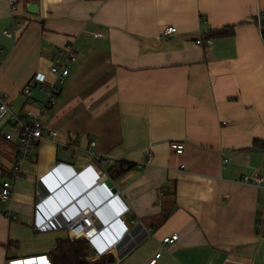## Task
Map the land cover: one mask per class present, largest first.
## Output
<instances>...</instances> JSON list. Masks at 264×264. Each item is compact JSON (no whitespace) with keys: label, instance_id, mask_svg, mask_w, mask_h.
I'll list each match as a JSON object with an SVG mask.
<instances>
[{"label":"crops","instance_id":"crops-1","mask_svg":"<svg viewBox=\"0 0 264 264\" xmlns=\"http://www.w3.org/2000/svg\"><path fill=\"white\" fill-rule=\"evenodd\" d=\"M258 18L262 24L264 0H20L14 12L0 0V92L16 113L39 109V88L31 89L34 107L23 89L36 74L46 86L56 82L58 49L74 42L78 55L44 119L56 136L35 145L12 200H0V264H51L56 241L70 237L37 232V206L41 219L65 221L77 210L67 208L78 201L71 196L104 175L122 200L96 217L111 242L128 208L130 235L109 250L116 264H150L160 252L155 264H264V184L244 182L264 179ZM170 26L178 33L160 39ZM10 29L14 38L4 36ZM199 37L213 45H196ZM17 132L0 120V190L17 160ZM172 142L185 145L182 155ZM149 154L151 164L139 167ZM118 162L134 167L113 180L108 172ZM69 179L71 196L59 187ZM174 234L179 240L163 248ZM92 247L105 249L99 239Z\"/></svg>","mask_w":264,"mask_h":264},{"label":"built area","instance_id":"built-area-1","mask_svg":"<svg viewBox=\"0 0 264 264\" xmlns=\"http://www.w3.org/2000/svg\"><path fill=\"white\" fill-rule=\"evenodd\" d=\"M20 0H7L8 5L14 12L16 6ZM260 27L261 21L258 18ZM178 33L176 27H166L162 30L159 35L160 39L169 38ZM4 36L8 38L15 37L14 29L4 31ZM97 37V35H95ZM198 46H212L213 41L211 39L204 40L199 37L195 41ZM3 50H0V64L2 63L1 55ZM77 52L75 49V43L70 42L64 48L58 49L54 60L52 62L50 73L56 78V82L49 83L48 86L45 76L41 74H36L29 84L23 89L24 96L29 100L32 99V87L36 86L39 90L46 95V99L41 102L38 110L30 109L24 113H16L12 106L6 101L5 95L0 92V120H4L12 124L18 130L17 145L18 154L15 166L13 168L10 177L2 183L0 190V200L4 203H8L12 200L13 194L16 189V185L22 176V166L24 163L30 161V154L34 149L35 145L40 141L44 140L46 135L56 136V131H53L46 126L44 119L48 115L49 111L57 105V95L60 91L61 86L64 84L65 80L70 74L69 66L77 61ZM32 107L36 106L35 101L30 102ZM7 140L12 139L11 134L6 135ZM172 150L176 154L182 155L184 153L185 145L181 142H172L170 144ZM227 163V160L224 161ZM151 164V154H149V160L145 164H141L139 167H143ZM99 179V176L97 177ZM244 182L246 184L263 188L264 179L259 176L245 177ZM162 196V194H161ZM122 202V201H121ZM107 205L99 206L98 208H90V206H76L75 203L71 202L67 208L75 207L77 210L68 219L61 220L59 218L60 214L52 215L50 218L45 219L40 218V210H42L43 205L40 204L38 207V213L36 214V231L39 233H47L54 230H67L71 240L86 239L91 243L88 256L94 259H99L101 256L110 254L109 250L115 248L119 245L127 236L130 235L129 228L126 222L122 219V216L128 212V208L123 204L122 210H120L115 223H119L124 231L119 234L113 242L103 234V231L96 226V217L101 216ZM63 210V209H62ZM7 216L10 217V212L8 211ZM102 219V218H101ZM135 224V222H133ZM109 225H105L108 228ZM99 239L105 246L104 250L96 251L92 247L94 240ZM179 240V235L174 234L170 237H166L162 241L163 248L174 244ZM55 248V247H54ZM161 252L155 256V259L150 262V264H155L157 259L161 257Z\"/></svg>","mask_w":264,"mask_h":264},{"label":"trees","instance_id":"trees-1","mask_svg":"<svg viewBox=\"0 0 264 264\" xmlns=\"http://www.w3.org/2000/svg\"><path fill=\"white\" fill-rule=\"evenodd\" d=\"M233 34V29L224 30L217 35L220 37L230 36ZM261 35L264 40V22L261 24ZM264 147V143L261 144ZM134 166L124 162H118L109 170V175L113 180L118 179L124 175L128 170ZM263 212H260L262 216ZM262 218L258 219V225L263 223ZM264 227V224H262ZM91 243L86 239L71 240L58 239L55 248L50 254L51 264H116L117 260L113 254H106L101 256L97 262L86 261L87 254L90 250Z\"/></svg>","mask_w":264,"mask_h":264},{"label":"water","instance_id":"water-1","mask_svg":"<svg viewBox=\"0 0 264 264\" xmlns=\"http://www.w3.org/2000/svg\"><path fill=\"white\" fill-rule=\"evenodd\" d=\"M36 9H37V6L34 4L30 6L29 11L34 13L36 12ZM81 176L82 174L79 175L77 173H74V180L80 179ZM69 184H70V179L69 181H66L65 184L59 183V187L61 188V190H65L68 194L70 193L69 195L71 196L74 192H70V188L68 187ZM85 186H86L85 190L82 189V191L81 192L79 191L76 196H73V195L71 196L72 198L77 197L75 199L78 201L74 202L75 204L80 202L79 199H82V200L85 199L86 201H90V199H88L90 198V195L93 196L96 202H98L99 206H105L108 203L112 202L113 200L122 201L118 194V190L114 187V183L112 182L111 179H109L108 175H104L102 178H99V179L97 177H94L93 180L89 179L88 184L85 182ZM73 191H77V190H73ZM78 195H80V198L78 197ZM75 199L73 198L72 200H75ZM89 206L90 208H93V209L99 207L95 204L93 200L92 202L90 201ZM114 219L115 218L109 219L108 224Z\"/></svg>","mask_w":264,"mask_h":264},{"label":"rangeland","instance_id":"rangeland-1","mask_svg":"<svg viewBox=\"0 0 264 264\" xmlns=\"http://www.w3.org/2000/svg\"><path fill=\"white\" fill-rule=\"evenodd\" d=\"M42 96H43V100L41 102H43L46 99V95L45 94L42 93ZM261 218L264 219V212H263ZM262 224H264V220H263ZM53 242L54 241H52L51 246L53 245ZM88 255H90V254L89 253L87 254V258L85 259L86 261H91V262H97L98 261V259H94L93 257H90Z\"/></svg>","mask_w":264,"mask_h":264}]
</instances>
